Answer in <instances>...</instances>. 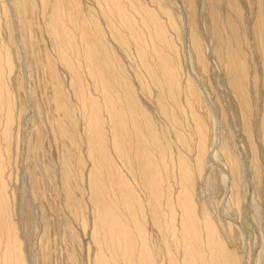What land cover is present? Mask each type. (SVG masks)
I'll list each match as a JSON object with an SVG mask.
<instances>
[{
    "label": "bare ground",
    "instance_id": "bare-ground-1",
    "mask_svg": "<svg viewBox=\"0 0 264 264\" xmlns=\"http://www.w3.org/2000/svg\"><path fill=\"white\" fill-rule=\"evenodd\" d=\"M88 1L0 0V264H30L12 187L29 103L45 264H78V226L90 264H243L236 223L204 194L241 213L251 185L247 211L264 206V0Z\"/></svg>",
    "mask_w": 264,
    "mask_h": 264
},
{
    "label": "rangeland",
    "instance_id": "rangeland-1",
    "mask_svg": "<svg viewBox=\"0 0 264 264\" xmlns=\"http://www.w3.org/2000/svg\"><path fill=\"white\" fill-rule=\"evenodd\" d=\"M86 1H88V0H85V3L89 2V1L88 2H86ZM46 43H48L47 40H46ZM18 46H20L19 43H18ZM18 56H19V61L17 63V65H18L17 68L21 71V74L25 78L24 79V82H25L24 85L26 86L25 91L27 93H29V91L31 89H34L33 91L38 89V90H36L37 91L36 95L38 94L37 95V101L41 103V106L43 107L42 109L45 110L46 104L44 102V97L42 98V96L40 95L41 93H43L42 92L43 86L40 84V83H43L41 81H44L40 77L42 74H40L39 73L40 71L36 70L34 67H31L30 65H28L29 64L28 63V57H26L27 55H25V53L22 50L19 52ZM29 66L31 67V70L29 69L30 68ZM32 68H34L33 71H32ZM213 68H214V71L218 70L217 67L214 65H213ZM36 71H38V73ZM217 73H218V71H217ZM213 76L212 77L214 79L213 78L212 79L215 80L216 77H215V75H213ZM42 78H43V76H42ZM41 86H42V88H40ZM220 89H221V87H220ZM42 95H44V94H42ZM16 96H17V94H16ZM29 104L32 105V103H29ZM31 105H28L29 108L25 111L23 119L21 120L22 123H21L20 129L18 131L20 134H18L19 137H17L16 144L14 145V150H13L14 152L12 153V163H13V165H12L13 166L12 167V170H13L12 187L14 189V193L17 194V197H18V198L15 197L16 198L15 202L17 204V205H15V208L17 209V213L19 214V215L17 214L16 219L17 220L19 218L21 219V217L24 215V213L22 211L26 212L27 211L26 206L29 204L30 206L28 205V209L31 210V211L29 210L31 212L30 218L33 219V221H34L33 222L31 220V222H33V227L36 230L35 231L32 228L33 231H32V229L30 230V232H29L30 235L24 236V239L27 243V244H25V252H26L25 254L28 256V259L30 260V264H45L44 263V255L41 252L42 251L41 250L42 240H40L41 239L40 237H42V232H43L42 214H41L42 212H41V209L39 207V203H37V201L34 199L32 200L33 197L31 196V189L32 188H31V180L29 177L30 176L29 171H30V167H32L31 166L32 162L29 161L30 160L29 156H28L29 151H28V147L26 145L27 136L30 133L29 131H30V128L32 126V120H33L34 111H35L34 106L32 105V107H31ZM44 110H43V112H44ZM44 115H45V112L43 113V116ZM47 134H48L47 135L48 137L46 138V141H45L47 145L45 144V147H47L46 150L48 152V159L52 162L54 161L53 162L54 164H55V162L57 164V159H58V156L60 154V152H59L60 147H58V145L56 146L55 143L53 142L52 134L50 133V131ZM47 139H49V140H47ZM240 156L244 158L243 159L244 161H246V159L248 158L246 153L244 151H242V149L240 151ZM247 174H248V172H246V175ZM247 188L249 191V192H247V196L253 197L254 191H253V188H251V185H248ZM250 189L252 190V193H250L251 192ZM48 191L50 192L49 195L50 194L52 195L51 189H49ZM248 193H250V194L248 195ZM206 194H208V195H206ZM251 194H253V195H251ZM205 195L207 196L205 198L210 200V202L208 200H207V202L210 203V208H211L212 214L217 216V215H219L217 213H220V210L222 209L219 216H221V215H223V216H221V217L217 216V217L222 218L223 220H226V221H230V222H232V224L236 223V224H234L236 226V228H235V226H234V228L237 231V234L239 236H241V239H242V240H239L238 243L241 241V244H240L241 245L240 246L241 251L240 250L239 251L241 252V254H243V255H241L243 257V259L245 258L243 260V264H264V234H263L264 230L262 229V228H264V224H263L264 222L259 223L260 221H263L262 218H264V216H262V215H264V206L262 205L263 207L260 206L257 210H255L256 213L258 212V210H259V212H260V210H261V212L263 211L262 212L263 214L261 212L254 214V215H256V217L258 216L257 217L258 219L262 217L261 220L259 219V221H257V218L254 217V215H253L254 210H252V209H255V208H253L254 206L251 203L252 197L246 198V201H248V202L246 203V201H245L246 205L242 209L243 213H242V211H241V213L240 212L236 213V212H233L230 210L227 211L225 209L226 204H224L222 202L220 203V201H222L221 199H217V201L219 203H217V201L215 203L214 202L215 200H213L214 199L213 198L214 193L212 194L211 192H207V193L205 192L204 196ZM24 204L25 205L27 204V205L25 206ZM250 205L253 206L251 209L253 212L249 211L251 208ZM21 207L24 209L22 210ZM52 207L55 208L57 211L63 210L60 203L58 204L57 202L55 203V205L52 204ZM262 208H263V210H262ZM247 209H249L248 210L249 212L247 211ZM87 211L89 213L91 211V208L89 207ZM223 212H229L228 214L235 213V215L233 216V214H232V217H231V214L229 216H227L228 214H226V213L224 214ZM21 213H23V214H21ZM239 213H240V215H239ZM237 214L240 217L242 216L243 218H241V220H240V218ZM259 214H261V215H259ZM226 216L229 218V220H228V218H226ZM233 217H236L239 220L236 218H233ZM236 221L237 222L239 221V222L237 223ZM257 223H259L261 225H258ZM259 226H262V227H259ZM21 227L24 228V225H21ZM259 228L262 230H260ZM75 230H76V233L78 236L79 243H81V247H82V248H80V244L77 247L78 248L77 251H79L78 254L80 255L79 256L80 259L78 258L79 259L78 264H90L88 253H89L91 245H90L89 238L84 236V233L79 229V226ZM53 237L54 236H52V238ZM28 241H29V244H28ZM60 246L61 245H59L58 248H60ZM237 248H239V246ZM53 257H52V261H51L52 264L56 260H57L56 264H58V263L59 264H66L65 257L63 255L59 256V258H56L58 256H53ZM244 261H245V263H244Z\"/></svg>",
    "mask_w": 264,
    "mask_h": 264
}]
</instances>
